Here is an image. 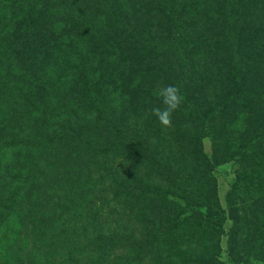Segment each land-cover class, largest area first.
<instances>
[{"label":"rangeland","instance_id":"rangeland-1","mask_svg":"<svg viewBox=\"0 0 264 264\" xmlns=\"http://www.w3.org/2000/svg\"><path fill=\"white\" fill-rule=\"evenodd\" d=\"M167 1L0 0V264H264V0Z\"/></svg>","mask_w":264,"mask_h":264},{"label":"trees","instance_id":"trees-1","mask_svg":"<svg viewBox=\"0 0 264 264\" xmlns=\"http://www.w3.org/2000/svg\"><path fill=\"white\" fill-rule=\"evenodd\" d=\"M57 2L61 3L63 2L64 4H57ZM54 3L56 5H61V9H64V8H71V6L73 5V3H71V0H53V2L50 4V10L52 11H57V10H60V7L58 6V8H56L54 6ZM162 3L164 4L165 8L167 9H170L172 12L170 13V16L174 19V21H176V24H172L170 25V29H172L175 33L172 37V40L170 42H168V45L174 49H178V50H182L183 49V43L179 40V31H181V23L179 21V13L177 12V8H172L169 6V3L167 0H162ZM65 5V6H64ZM147 9V8H146ZM133 15H136L135 13H132L131 11H129L127 13V16L128 18H134ZM170 17V18H171ZM254 23H256V19L254 18L253 20ZM257 24V23H256ZM136 38V37H135ZM137 39V38H136ZM143 37L140 33V36L138 37V41L143 43ZM151 41V40H150ZM154 40L151 41V44H153ZM158 45V42L155 41L154 42V46ZM169 46H167L165 43L162 47V49L164 48H168ZM234 48V47H233ZM255 49L256 47H252V51H251V59L250 60H256L258 59V56L255 54ZM240 50L244 51L243 48H241ZM236 51V49H234L232 51V57L230 59V62H234L232 63V65L235 66V72H236V78H237V81H238V84H242V81H241V76H240V73H241V70L244 69V66H245V63L246 61H248V57L246 56H243L242 55V52L241 51ZM248 55V54H247ZM178 86L180 87V92L181 94L184 96V101H187V103H189L193 108H194V111L197 113V114H200L199 112V108L197 106V101H195L194 99H190L188 98V96L186 95L187 91L183 85V82H179L178 83ZM47 97V95H45V98ZM215 111V110H214ZM209 122V118L207 120ZM208 133L210 135H212V132H211V127L208 126ZM142 149H143V146L141 145L140 146ZM145 151V150H144ZM146 156L148 158H150L156 165L157 167L159 168V170H161V172L163 173H167L168 175L171 174V171H170V168L168 166V164L164 161V160H160L158 159L157 156L153 155H149L147 152H146ZM169 177L172 179V180H175L173 175H169ZM206 214L208 215V218L211 220V224L212 225H219L220 224V221H221V218L219 216H217L216 214L214 213H211V212H206ZM219 230H221L219 228Z\"/></svg>","mask_w":264,"mask_h":264},{"label":"clouds","instance_id":"clouds-1","mask_svg":"<svg viewBox=\"0 0 264 264\" xmlns=\"http://www.w3.org/2000/svg\"><path fill=\"white\" fill-rule=\"evenodd\" d=\"M158 95L164 104L163 108L154 107L152 115H154L159 122L165 127H171L172 114L180 108L183 103V95L180 92L178 85H167L159 89ZM252 264H258L253 260Z\"/></svg>","mask_w":264,"mask_h":264}]
</instances>
